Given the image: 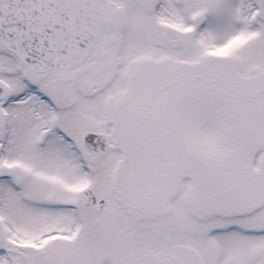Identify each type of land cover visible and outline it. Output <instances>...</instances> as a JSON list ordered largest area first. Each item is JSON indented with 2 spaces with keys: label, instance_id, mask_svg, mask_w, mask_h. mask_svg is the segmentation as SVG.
<instances>
[{
  "label": "snow or ice",
  "instance_id": "6c2138e0",
  "mask_svg": "<svg viewBox=\"0 0 264 264\" xmlns=\"http://www.w3.org/2000/svg\"><path fill=\"white\" fill-rule=\"evenodd\" d=\"M0 264H264V0H0Z\"/></svg>",
  "mask_w": 264,
  "mask_h": 264
}]
</instances>
